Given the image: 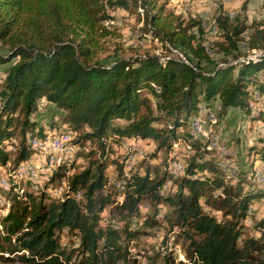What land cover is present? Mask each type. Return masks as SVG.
Instances as JSON below:
<instances>
[{
    "label": "trees",
    "instance_id": "trees-1",
    "mask_svg": "<svg viewBox=\"0 0 264 264\" xmlns=\"http://www.w3.org/2000/svg\"><path fill=\"white\" fill-rule=\"evenodd\" d=\"M137 1L0 0V45L6 48L0 51V65L17 58L0 87V163L9 160L3 141L16 130L21 139L14 164L30 156L26 132L35 125L30 115L41 97L65 110L68 126L86 127L77 142H95L100 150L98 159L68 177L69 189L62 199H50L45 191L12 194L0 222V252L24 251L16 255L24 264L127 262V242L140 232L130 227L132 219L146 200L155 213L159 203L167 205L164 219L186 242L185 262L166 253L163 264H264V239L242 230L258 193L244 188V172L239 171L235 181L226 179L207 143L194 138L190 128L181 133L202 102L211 108L209 100L217 97L219 109L214 111L220 117L231 107L248 109L256 90L264 95V78L258 75L264 71V20L249 25L239 16L219 14L215 26L221 39L209 45L201 21L152 13L146 17L155 35L169 41L184 58L145 55L102 63L97 59L100 42L111 33L105 22L113 18L115 8L130 9ZM139 2L148 10L156 7L154 1ZM257 51L261 53L250 58ZM212 53L224 59L216 62ZM228 56L236 61L230 62ZM111 135L115 141L153 139L157 149L168 152L162 171L147 168L127 179L121 202L104 189L102 158L108 154ZM180 135L191 145L192 157L183 174L174 177L168 166L175 157L169 154ZM65 168H59L60 175ZM204 170L211 175L205 176ZM167 180L172 187L163 194L160 189ZM258 192L264 194L262 189ZM109 205L110 218L124 222L121 230L100 225V214ZM65 228L79 235L82 257L75 263L73 252L59 241L58 233Z\"/></svg>",
    "mask_w": 264,
    "mask_h": 264
},
{
    "label": "rangeland",
    "instance_id": "rangeland-1",
    "mask_svg": "<svg viewBox=\"0 0 264 264\" xmlns=\"http://www.w3.org/2000/svg\"><path fill=\"white\" fill-rule=\"evenodd\" d=\"M139 1L143 0H138L137 4L132 5L130 9L115 8L112 12L113 18L105 22L111 33L100 42L102 47L97 53V59L102 63H110L117 57L134 58L145 55L181 58L183 55L174 45L161 36H156L153 32L154 29L148 21L149 18L146 17L152 13H160L162 16L168 15L169 17L178 16L184 21L190 19L201 21L204 36L207 39L206 44L209 45L211 41L221 39L215 26V19L219 14H227L231 19L239 16L241 19L244 18L249 25L264 20V0H150L154 1L156 5L154 9L150 10L147 9L148 6L143 8L139 5ZM2 47L0 45V51L6 52V48ZM260 53L261 51L253 52L249 56L255 58ZM212 54L216 62L224 59L220 54L216 55L217 57L215 53ZM228 59L233 63L236 61L231 56H228ZM16 60L17 58H14L12 61L0 65V87L6 71ZM233 73L236 75V72ZM258 75H262L264 78V71H259ZM151 102L153 107V98H151ZM209 103L211 108L205 102L198 105L197 112L193 111L190 114L189 123L187 119L181 133H186L185 131L190 128L189 131L194 138L207 143V147L211 150L210 157L214 158L217 167L223 172L226 179L235 181L239 171L244 172V181H246L244 188L247 191L250 189L258 193V196L250 202L248 214L242 221V230L244 235L264 239V222L259 225V221L264 219V194L258 192L261 189L264 190V183L254 181V169L264 171V95L256 90L249 100L248 109L231 107L227 114L220 117L216 114L219 109L217 97L210 99ZM260 110H262V114L259 112ZM64 115L65 110L47 101L45 97L38 100L36 110L30 115V120L35 125L26 132V143L32 144L30 146L32 155L30 154L31 158L28 157L23 161L24 164L30 165L31 169L23 175H16L15 170L18 164L15 165L13 162L21 139L19 131L16 130L11 138L3 141L2 145L9 153V160L6 164L0 163V222L9 210L12 194L18 193L20 196L25 192H34L40 195L45 191L50 199L60 200L69 189L68 177L86 168L91 160L98 159L100 150L95 142L85 140L77 142L86 127L74 129L68 126ZM194 122L197 126L194 125ZM155 125L161 126L160 124ZM67 134L70 136L68 143L62 142L56 150H54V143L45 150L37 145L46 137L54 139ZM34 139H36L35 147L34 141H32ZM113 139V135L108 137V154L102 158L106 159L104 189L107 192H114L116 201L121 202L127 179L134 172L144 174L147 168L151 170L158 168L162 171L168 152L165 149H157V143L153 139L136 137L121 138L118 141ZM186 141L185 137L180 135L178 143L169 154L171 157H175L172 158L169 165L174 164L185 170L192 157L189 152L192 149L191 145ZM91 151L96 152L92 153ZM120 165L121 169L118 170ZM60 167H66L62 175H60ZM171 170L172 168L169 167V172L176 177L173 174L174 171ZM202 173L205 176L211 175L208 170H204ZM179 175L181 174L177 176ZM168 182L169 184L161 187V193L164 194L171 190L172 181L167 180L166 183ZM74 195L80 199L81 192ZM112 207L109 205L101 212L100 225L104 228L110 224L113 228L121 230L124 222L110 218ZM167 209L165 203H159L155 213L152 203L146 200L139 203V213L132 219L133 223L130 227L140 229V232L127 242L128 261L120 260L118 264H151L155 255H158L156 264H163L161 258L166 253H170L176 261L185 262L187 260L185 257L186 242L183 237L178 236L179 230L177 228L170 229L164 219ZM213 212L220 217V212ZM146 220H154V223L146 224ZM0 236L2 241L1 225ZM58 237L62 247L73 252L71 261L77 262L82 257L77 232H70L65 228L58 233ZM123 242L126 243V240L124 239ZM22 252L26 253L24 251L0 252V264H24L16 259V255L22 254Z\"/></svg>",
    "mask_w": 264,
    "mask_h": 264
},
{
    "label": "built area",
    "instance_id": "built-area-1",
    "mask_svg": "<svg viewBox=\"0 0 264 264\" xmlns=\"http://www.w3.org/2000/svg\"><path fill=\"white\" fill-rule=\"evenodd\" d=\"M182 58H184V57L182 56ZM195 125H196V123H195ZM69 140H70L69 134L60 135L59 137L51 139V145H49V146L51 147L52 143H54L55 144L54 150H56L58 148V146L60 144H62V142L68 143ZM70 147H71V149L73 148L72 145ZM45 148H48V146ZM19 165H28V164H24V162H21ZM168 167H171L173 169V171L180 173V174H183V172H184L183 168H177L174 164H170ZM254 181H257V183H264V171H262L261 169H255Z\"/></svg>",
    "mask_w": 264,
    "mask_h": 264
},
{
    "label": "bare ground",
    "instance_id": "bare-ground-1",
    "mask_svg": "<svg viewBox=\"0 0 264 264\" xmlns=\"http://www.w3.org/2000/svg\"><path fill=\"white\" fill-rule=\"evenodd\" d=\"M182 58V57H181ZM194 125H195V122H194ZM197 126V125H196ZM51 137V136H50ZM40 139V138H39ZM32 141H34V147L36 146L35 144H36V139H34V140H32ZM32 141H30V142H32ZM47 143H48V145H47ZM32 145V144H31ZM30 145V146H31ZM37 145L38 146H41L42 148H44V150H45V147H47V146H49V145H51V139H49L48 137H46V139H43V141H39L38 143H37ZM37 146V147H38ZM40 147V149H42ZM33 152H34V148H33ZM37 152V151H36ZM32 155V154H31ZM136 156H137V154H136ZM29 158H31V157H29ZM42 160V159H41ZM133 160V159H132ZM54 162V161H53ZM132 162V161H131ZM177 163V162H176ZM176 166V165H175ZM171 168V167H170ZM177 168H182V167H177ZM30 165H19L18 164V166H17V168H16V170H15V173H16V175L18 174L19 176L20 175H23V174H25V173H27V172H29L30 171ZM35 169V168H34ZM171 171H173V169L171 170ZM173 174L177 177V175L178 174H180V173H177V172H173ZM14 175V174H13ZM254 175H255V169H254ZM15 177V176H14ZM24 177V176H23ZM166 184H169V182L168 183H165L164 184V186H166ZM264 185V184H263ZM264 187V186H263ZM166 190V189H165ZM55 194V193H54ZM54 196V195H53Z\"/></svg>",
    "mask_w": 264,
    "mask_h": 264
}]
</instances>
